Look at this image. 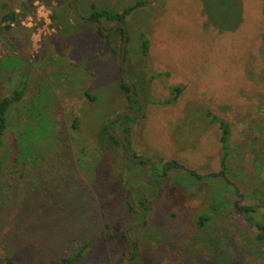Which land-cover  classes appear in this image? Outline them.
Wrapping results in <instances>:
<instances>
[{"label": "rangeland", "instance_id": "1", "mask_svg": "<svg viewBox=\"0 0 264 264\" xmlns=\"http://www.w3.org/2000/svg\"><path fill=\"white\" fill-rule=\"evenodd\" d=\"M31 1L0 0V7L21 10ZM86 1L118 10L136 0ZM30 7L32 28L21 19L0 33V96L27 76L23 98L8 113L0 264H49L73 252L103 230L105 211H116L132 188L154 201L146 223L128 231L138 256L125 261L132 254L123 256L124 242L106 240L74 264H117L121 256V264H264V241L232 208L234 201L264 202L256 192L264 190V0H148L126 17L124 71L137 84L145 110L115 130L129 127L127 151L150 162L146 176L162 174L166 162L179 166L155 177L158 188L141 180L142 165L123 158L118 147L102 145V124L128 105L119 52L61 1L51 0L47 25L37 19L38 6ZM38 31L33 55L32 34ZM138 31L148 39L146 56ZM112 40L118 50V37ZM175 86L182 91L165 104ZM206 111L230 130L224 178L213 176L220 170L219 120ZM73 116L80 119L74 131ZM210 203L216 210L199 230L195 217ZM131 219L128 224H139L136 215ZM205 238L212 247L216 240L226 256L214 255Z\"/></svg>", "mask_w": 264, "mask_h": 264}, {"label": "trees", "instance_id": "2", "mask_svg": "<svg viewBox=\"0 0 264 264\" xmlns=\"http://www.w3.org/2000/svg\"><path fill=\"white\" fill-rule=\"evenodd\" d=\"M62 3H64L66 9L70 12L71 16L77 20L71 13L70 10V5L68 0H59ZM148 0H136L132 2L131 4L125 5L122 8L118 10L110 9L104 6H97L94 2H87L86 0H74L75 6L77 11L80 13V11H83V9L87 8L88 10L85 11V14H81L82 16L89 18V19H94L97 20L101 26L104 29H110L112 25L116 24L119 21H122L126 24V17L131 14L133 11L141 8L145 3H147ZM51 0H46L42 4H44L47 8L49 7ZM33 1L30 2V4H23L24 7L20 10L19 13H17L16 9L8 8L6 3L1 4V17H0V33L2 32H7L13 29V25L17 27L19 21L22 19H27L28 16H31L34 12V8L30 7L33 5ZM60 20H53L54 22H58L59 24ZM79 21V20H78ZM80 22V21H79ZM82 25H89L93 27L96 32L105 38L108 42V46L110 47L111 51L113 53L119 52L120 53V45H118V50L116 47H114V41L112 39H115L118 37L120 43L123 37V30L120 27H117L114 31L109 33L108 35H104L101 31L100 28L91 24V23H86V22H80ZM55 24V23H54ZM114 37V38H113ZM138 38L141 40L140 48L142 55L146 56L147 50H148V39L146 38L145 34L142 31H138ZM130 39L127 37V42L126 46L128 45V42ZM125 46V47H126ZM33 47V55H37L38 53V48L39 46H32ZM32 53V52H31ZM125 53L127 54V48H125ZM26 83H27V76L22 75L20 78V81L17 86H15L13 89L8 91L5 95L0 96V178L3 173V169L5 167V164L8 160L9 157V150L7 148L6 144V135H7V130H8V113L9 110L12 106L15 104L19 103L21 99L23 98L26 90ZM137 87V84H133V91H135ZM120 88L125 92V96L127 97L128 100V105L126 110H140L141 108V103L139 100L133 98L129 94L128 86L120 79ZM141 89V88H140ZM182 91V88L179 86H175L171 88V100H167L164 102L165 104H169L178 97L180 92ZM85 95L94 100L95 96L90 94V92L85 91ZM140 96V95H139ZM205 115L207 117L213 118L214 120H219V129H220V135H219V141H220V149H221V155H220V170L219 172L214 173L213 176L215 177H222L224 178L228 173H229V163H228V158L230 154V130L228 128L227 123L225 122L224 119H218L215 117V115H212L209 111L205 112ZM134 117L131 115H124L118 120L114 121L111 124V128L119 135L121 140L124 143V146L126 150H128L129 147V127L124 126L122 127L118 132L115 130V125L119 122L122 121H127V120H132ZM106 121L102 124V134L105 135V140L103 147L107 148L108 146H116L118 147V142L115 139L114 136H112L106 129ZM80 126V119L77 116H73L72 121H71V129L72 131L78 129ZM35 141H37L40 138V135L38 137H35ZM33 145L28 146L26 153L32 150ZM119 149V147H118ZM105 152V151H104ZM25 153V154H26ZM123 158L127 159L123 153H120ZM27 155V154H26ZM105 156V154H104ZM128 160V159H127ZM138 165H143V161H134ZM179 166L175 162H166L163 164V170H162V177H165V173L170 170V169H175L178 168ZM152 169V164H150V167ZM189 173L191 175H194L195 177H198V175L190 170ZM141 180H143V177L141 176V170L139 172ZM201 177L199 176V179ZM149 184V183H148ZM152 185V184H151ZM154 186V185H153ZM264 187V185H263ZM259 194L264 195V190H257ZM253 194V193H252ZM132 198L135 199L133 200V203L137 206H139L143 211L144 214H147L149 210L151 209V206L148 204H145L141 195L138 192H133L132 193ZM249 200H252V197H249ZM146 201H149L146 199ZM254 202L251 204H238L237 201H234L232 203V208L233 211L236 213H239L242 217L247 220L255 229L256 234L254 235L255 239L258 241H264V212L261 211V208L264 206V202ZM216 203H210L208 205V209L204 210V214H199L198 216L195 217V225L199 230H202L207 226V224L210 222V219L213 217V214L216 210ZM136 215L137 216V223L140 222L141 219V214L140 212L133 208V206L130 204L128 201V193L123 196V198L120 201L119 207L116 211H114L112 214L108 211H105V216H104V226L103 230L96 236H92L79 245L76 246L73 252L63 255L60 258H57L55 261L49 263V264H74L78 260L82 259V257L93 247L97 246L98 244H103L106 240H111L112 242H117L118 239H121V241L124 242V245H128V242L125 238V235L123 233V229L126 226V224L130 223L132 221V216ZM146 222H144L145 224ZM128 231H132V229H129ZM217 238V237H215ZM218 239V238H217ZM205 243L208 244V247L211 246L209 244V238H205ZM216 247H212L211 249L215 255L217 256H226L225 253L222 252L221 248L219 249L217 247V243L215 240ZM135 242H132V247L134 249V252H132V255L128 260L126 259L125 261H133L137 256L138 253L135 252L137 249L135 248ZM136 249V250H135ZM123 259V256L117 261V264L120 263V260ZM217 262V261H216ZM5 264H27V263H17L14 261L7 260L5 261ZM218 264V263H217Z\"/></svg>", "mask_w": 264, "mask_h": 264}, {"label": "water", "instance_id": "3", "mask_svg": "<svg viewBox=\"0 0 264 264\" xmlns=\"http://www.w3.org/2000/svg\"><path fill=\"white\" fill-rule=\"evenodd\" d=\"M69 2V5H70V10H71V13L72 15L77 18L78 20L80 21H83V22H86V23H91L97 27L100 28V31L104 34V35H108L109 33H111L112 31H114L117 27H120L122 28L123 30V37H122V40H121V44H120V53H119V64H120V76H121V80L128 86V90H129V94L140 101V103L142 104V109L140 111H133V110H124L112 117L109 118V120L106 122V129L107 131L115 137V139L117 140L118 142V147H119V150L123 153V155L128 159V160H132V161H143L144 162V165L142 166V171H141V175L142 177L146 180V181H151V182H154L153 180H151L148 176H146V170H147V166L149 164V161L143 157H140V156H136V155H133V154H130L125 146H124V143L123 141L121 140V138L119 137V135L111 128V124L118 120V118L124 116V115H131V116H135V117H141L143 116L144 114V110H145V101L138 95L136 94L134 91H133V83L132 81L125 75V71H124V62H125V46H126V42H127V29H126V26H125V23L122 22V21H119L117 22L116 24H114L110 29H104L101 24L97 21V20H94V19H89V18H86L84 16H82L76 9V6H75V3H74V0H68ZM128 201L130 202V204L133 206V208L137 209L140 214H141V219H140V222L139 224H128L124 227L123 229V233L125 235V238L128 242V247L126 249V252H128L132 246V240L131 238L129 237L128 235V230L129 229H135V228H139L141 227L143 224H144V219H145V214H144V211L137 205H135L133 203V200H132V193L133 192H138L144 203L145 204H152L154 201L152 202H147L146 201V198L144 196V193L139 190V188H132V189H129L128 190ZM128 256V255H127ZM121 264V263H119Z\"/></svg>", "mask_w": 264, "mask_h": 264}, {"label": "clouds", "instance_id": "4", "mask_svg": "<svg viewBox=\"0 0 264 264\" xmlns=\"http://www.w3.org/2000/svg\"><path fill=\"white\" fill-rule=\"evenodd\" d=\"M33 3L38 6L37 9H36L37 19L43 18V20L45 21V24L46 25L47 24H51L52 21L49 18L50 15H51V9L50 8H47L44 4H42L41 3V0H33ZM16 11H17V13H19L20 12V9L17 8ZM21 23H22V25L24 27L29 28V29L34 26L33 20H32V17L31 16H28L27 19L22 20ZM13 27H15V25H13ZM32 40H33L34 46H37L36 42L40 40V33H39V31L32 34Z\"/></svg>", "mask_w": 264, "mask_h": 264}, {"label": "flooded vegetation", "instance_id": "5", "mask_svg": "<svg viewBox=\"0 0 264 264\" xmlns=\"http://www.w3.org/2000/svg\"><path fill=\"white\" fill-rule=\"evenodd\" d=\"M150 163V162H149ZM144 165V164H143ZM142 165V166H143ZM149 165V164H148ZM155 177H157V178H161L162 177V174H160V175H158V174H156V172H154V171H152L151 173H150V176H149V178L151 179V180H153L154 182H151V181H147L148 183H150V184H152V185H154V186H156L157 188L159 187V185H158V182H157V180L155 179ZM133 242V241H132ZM127 247H128V245H127ZM131 248H132V246H131ZM131 248H130V250H131ZM127 249V248H126ZM129 250V251H130ZM126 252V250H125V252H124V254H123V256H127V255H131L132 253H130V252Z\"/></svg>", "mask_w": 264, "mask_h": 264}]
</instances>
